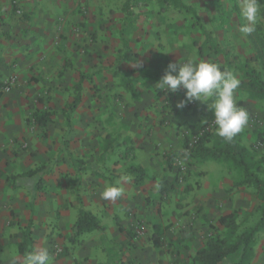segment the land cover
I'll use <instances>...</instances> for the list:
<instances>
[{
	"label": "crops",
	"instance_id": "crops-1",
	"mask_svg": "<svg viewBox=\"0 0 264 264\" xmlns=\"http://www.w3.org/2000/svg\"><path fill=\"white\" fill-rule=\"evenodd\" d=\"M7 1L0 0V82L10 74L15 75L16 82L9 92H0V223L3 222L2 217L7 215L2 211L3 204L10 207L8 215L12 223L9 227L0 226L1 257L7 260L6 255L10 250L9 261L5 262L12 264L14 258L17 260L22 256L17 250L18 242L25 229L30 228L34 248L47 247L52 260L50 243L45 239H55V232L51 237L52 229L45 224L50 221L57 222L59 232L68 236L78 210L82 207L94 213L104 229L84 233L80 236V243H65L64 247L68 249L66 254L56 256L58 260L51 264L183 263L184 260L175 250L178 246L175 235L168 234L175 243L174 248L164 249L161 243L159 246L154 244L152 236H159L158 233L168 222H163L158 214L149 212L146 203L150 195L146 192L155 190L162 196L161 199L169 193L164 186L169 182L166 175L171 167L166 163L163 154L164 151L175 152L182 149V139L176 128L185 121L183 116H186L188 110L172 106L173 110L164 114L169 124H162L160 119L163 114L158 115L157 112L169 111L170 108L150 106L151 102L142 97L144 89L136 87L130 92L131 84H125V69L132 70L136 63L133 59L138 58H135V50H130L126 45L116 48L119 53L126 54V60L119 58V65L111 71V75L106 74V70L105 74H101L98 71V57L93 55V50L88 59L78 51L80 42L75 38L70 37L60 44L51 40L52 21L48 18L53 13L50 10L44 11L47 18L40 22L38 31L34 29L32 35L23 37L14 22L12 9ZM138 26L140 35L128 37L140 38L153 49V42L148 40V27ZM8 29L12 32L6 33ZM66 29L65 25V32ZM13 32L25 39L22 47L19 45V36L13 40L17 36ZM122 41L123 44L127 42L125 37ZM134 47L133 45V49ZM60 59L66 64L72 62L73 65H69L59 75L55 72L53 74L50 67ZM86 59L90 66L83 65ZM141 60L138 61L144 64ZM133 75L137 76L136 73ZM118 79L122 86H118L116 91L115 80ZM78 83L80 89H77ZM147 84L152 87L146 92L151 94L152 100L154 84L149 78ZM47 91L49 94L58 91L65 94V98L55 94L59 103L64 100L63 106H60L63 117L53 121L50 116L46 124L34 123L35 127L31 130L29 115L45 102L42 97H45ZM77 94L79 100L71 107ZM115 94L118 96L115 97ZM103 95L106 96L105 99L102 98ZM118 97L123 100L122 103L117 101ZM54 103L50 102V111L55 109ZM193 123L186 121L185 125L190 126ZM55 134L59 135L62 144L72 145V149L61 150L59 153L54 148L49 150ZM20 142L31 146L30 152H17L15 149ZM113 144L125 147L124 151L116 154L111 148ZM56 154L59 156L56 157ZM52 157L59 159L58 165L50 164V161L54 162ZM133 166L143 169L141 172L144 178L138 183L134 177H126L127 174L135 173ZM34 170L37 174L32 173ZM51 172L59 177L48 175ZM63 176L65 177L62 179ZM38 177L41 188L37 190L35 183ZM46 182L53 185V191H44L48 187ZM108 185L120 187L121 197L115 201L103 199L101 194ZM128 212L134 213L140 219L145 218L143 235L136 237L133 233L132 221L126 218ZM190 238L192 236L186 239ZM86 241L88 244H98V249L88 248L87 256L81 254L80 249L73 253L76 246H83ZM193 241L195 246L185 254L192 256L187 258L190 260L189 264H193L196 252L203 247L197 240ZM109 253L115 254L113 260Z\"/></svg>",
	"mask_w": 264,
	"mask_h": 264
},
{
	"label": "rangeland",
	"instance_id": "rangeland-1",
	"mask_svg": "<svg viewBox=\"0 0 264 264\" xmlns=\"http://www.w3.org/2000/svg\"><path fill=\"white\" fill-rule=\"evenodd\" d=\"M123 1L8 0L7 4L12 9V17L20 29V35L22 34L23 37L32 35L34 29L38 31L41 26L40 22L47 18V15L44 16V11L50 10L53 13V16L48 18L52 21L50 23L51 40L56 44H60L67 41L70 37L75 38L77 42H80L78 51L84 58L88 59L93 50V55L98 57V64L100 65L98 71L101 74H105L104 70H106V74L111 75L116 66L119 65L117 60L119 58H122L123 61L126 60L124 58L126 54L119 53L116 48L120 49L123 45H126L130 50H135V58H138L133 60L136 62L142 59L141 61L144 64L142 63V66L140 63L141 66L139 67L133 65L134 67L130 71L125 69L123 77L125 78V82L131 84L132 89H129L130 92H133V89L136 87L144 89L142 97L147 102H151L150 106H168L170 108L169 111L162 110L161 112H157L158 115L163 114L160 121L164 125L169 124L164 114L173 110L171 107L176 106L184 98L185 93L183 87L179 88L176 92H166L155 86L165 73L169 62H183L193 59L197 62L211 60L218 64H226L222 55L213 51L206 41L205 33L209 34L212 40L219 45V48H224L228 51L229 60L234 64L233 67L229 66L228 69L237 75L241 81L240 87L236 90L237 106L246 108L250 115L247 127L234 139H237L239 145L244 147V157L251 169L264 180V93L250 87L240 71L246 64L251 68L259 70L261 78L264 79V9L262 7V5L264 6V2L260 5L261 18L256 26V30L251 34L245 35L239 31V27L245 23L240 15L239 0H183L186 4L196 9L200 25L203 28L194 23L191 14L179 11L161 0L138 2L131 9L132 17L125 18L122 10ZM120 24H122V27ZM138 24L148 27V40L153 42V49L145 45L144 40L141 41L140 38L128 37V35H140L137 29L139 28ZM65 25L67 32H65ZM10 32L12 31L9 29L6 31V33ZM18 33L17 36L13 37V40L19 36ZM23 37L19 36V45L21 47L25 44L23 43L25 40L22 39ZM124 37L127 40L125 44L122 43V38ZM133 45L135 46L134 49ZM128 57H130L129 53ZM124 63L125 65L127 64V62H122V64ZM67 64L62 62L61 59L60 61L56 60L51 65L50 71L53 70V74L59 75L66 71L69 65L71 67L73 65L72 62ZM84 64L90 66V62L87 59L83 61ZM113 66L115 68H112ZM87 71H90V69ZM135 73L137 76L133 75ZM12 77L15 78L12 83L13 86L16 82V77L10 74L4 81L0 82V89ZM146 77L154 84V98L152 100L150 99L151 94L146 93L148 89H152L147 84L148 78ZM115 83L114 89L117 91L118 86H122V84L119 79L115 80ZM55 94H59L65 98V94L59 93V91L56 93L51 92L50 94L47 91L45 97H42L45 101L43 102L44 104L41 103L39 105L40 108L36 109L39 112L50 113L53 121L60 116L63 117L60 106H63L64 100L59 103L58 96ZM116 96L118 95L115 94ZM105 97V95L102 96L103 99ZM117 99L118 102H123L120 97ZM212 99L210 98L206 102H188L183 107L188 112H186L185 117L183 116L185 121L180 123L176 129L182 142L186 139V145L190 150L195 147L196 139L191 134L189 126L185 125L186 121H193V124L208 125L211 139L207 142V146L222 147L224 144L222 137L216 134L214 116L211 119L204 114V109L211 107ZM51 101L55 102L53 106L56 107L50 111V107L48 106L52 105L50 104ZM34 110L31 111L28 118L31 130L35 127ZM53 128L54 130L56 129V124H54ZM259 133L263 136L262 140L257 138ZM58 137V134L52 137L54 140H51L49 150L54 148L56 149V153H59L61 150L72 149V145L62 144V141H59ZM30 147L25 142H20L15 150L17 152L28 153L30 152ZM111 148H113L116 154L123 152L125 149V147L121 148L120 145L115 144ZM33 155H35V152ZM163 155L166 163L170 159L169 167L171 169L167 173L168 175H166L169 182L164 186L169 190V193L161 199L162 196L158 192L148 190L146 194H149L150 197H148L149 199L146 204L150 213L154 212L160 218H163V222H168L162 227L158 233V237L164 249L167 247L174 248L175 243L178 245L175 250L179 257L184 260L181 264H189L190 260L187 258L190 259L192 256L185 254L191 250V247L195 246L193 240H197L203 246L208 236L218 234L220 237H225L231 242L236 235L255 224L260 216L261 201L252 186L236 185V182L241 178V172L232 161L214 158L200 161L192 155V152L190 153L189 150L183 148V145L181 150L175 152L171 150L164 151ZM55 156L58 157L59 154ZM52 159H54V162L52 161L51 163L50 161V164H55L54 166L58 165L59 159L55 157H52ZM258 167L260 168L258 169ZM52 172L48 175L54 177L55 174ZM135 175V173L133 175L127 174L126 177L135 178ZM57 177L59 176L56 175L55 178ZM64 177L61 178L63 179ZM46 186L48 187L44 191H53L54 187L50 182ZM169 186L171 187L169 188ZM9 210V205H2V211L7 213V215L2 217L3 222L0 223L1 227H9L12 224L11 217L8 215ZM232 211H235L237 215V228L234 232L228 231L218 224V218L222 214ZM126 218L132 221L131 226H133L135 236L139 237V234L143 235V222L145 218L140 219L132 212H128ZM45 225L51 227V237H53L52 233L55 232V239H45L50 243L49 248L53 254L51 263H54L58 260L56 257L57 253L63 250L64 245L72 244L69 243L67 238L65 239L67 236L59 232L57 222L50 221V223H46ZM210 226H214L215 229H211ZM169 233L172 234L171 236H176L175 243L172 237L168 236ZM189 236H192V238L190 240L186 239ZM88 243L86 241L83 246H76L73 253L75 250L80 249L81 254L87 256L88 248L98 249V244H94L96 245L94 246L93 243ZM8 251L9 253L6 257L9 258L11 251ZM181 251L184 253L181 254ZM13 252H15V249H13ZM109 255L111 260H113L115 254L109 253ZM19 257L16 262L17 264H22L24 256ZM8 258L4 260L0 255V264H6L5 261L8 262ZM250 259V263L248 264H264V231L256 235V239L252 243ZM169 264H175V262Z\"/></svg>",
	"mask_w": 264,
	"mask_h": 264
},
{
	"label": "trees",
	"instance_id": "trees-1",
	"mask_svg": "<svg viewBox=\"0 0 264 264\" xmlns=\"http://www.w3.org/2000/svg\"><path fill=\"white\" fill-rule=\"evenodd\" d=\"M144 0H124L122 4V10L124 12L125 18L131 16L132 12L131 9L134 5L138 2ZM162 2L171 5L172 7L178 9L179 11H185L192 15L194 23L199 25L200 28H203L200 25V19L196 12V9L186 4L183 0H161ZM263 9L264 6L262 5ZM204 31V30H203ZM206 41L209 43L211 49L216 53H220L225 60L226 64H220L222 69H228L229 66H234V64L229 60L228 51L224 48H219L209 34L205 33ZM242 75L245 77L248 85L250 87L255 88V90L264 93V79L261 78V72L254 68L247 66L246 64L240 70ZM128 86L130 85L129 82H125ZM80 89V83L77 85V89ZM79 91V90H77ZM79 100V94H77L76 98L74 99L71 107L75 105V103ZM204 114L207 115L209 118H213V111L211 107H206L204 109ZM50 120V113L43 112V111H35L34 112V122L39 125L46 124L47 121ZM207 125H200L191 124L189 126L191 134L195 136L196 143L195 147L190 151L192 155L197 157L198 160L202 161L207 158H214V159H224L230 160L237 166V168L241 172V178L236 182V185H244V186H252L255 190V193L259 200L261 201L260 205V216L255 222L254 225L248 227L240 234L236 235L235 238L229 242V240L225 237H220L218 234L210 235L206 238L204 245L201 249L196 252V255L193 259V264H248L250 263V254L252 253V243L256 239V235L264 231V180L254 172L250 165L247 163L244 157V147L239 145L237 139H233L232 141H227L222 138L224 144L222 147H209L207 146V142L211 139V134L209 130L205 128ZM202 129H206L202 131ZM201 134L199 135V133ZM185 138V137H184ZM257 138L262 140V134H258ZM187 141L186 139L183 140L182 145L183 148H186ZM168 159V158H167ZM169 160L167 164L169 166ZM260 167H258L259 169ZM135 169V182L138 183L141 178H144L143 173L141 172L143 169L140 166H133ZM33 174L36 173L34 170ZM37 174V173H36ZM40 175V174H38ZM40 181V177L37 178L36 181V189H40V185L38 184ZM163 191V190H162ZM236 212L232 211L229 213L222 214L218 218V224L228 231L234 232L237 228V221H236ZM118 227L120 225L117 223ZM211 229H215L214 226H210ZM104 227L101 225L100 220L98 217L86 210L82 207L78 210L77 218L74 221L71 231L67 236V240L69 243H80L82 240L80 236L86 232H90L93 230H103ZM32 232L30 228H26L23 232L22 239L18 242L17 250L18 253L25 256L29 251L33 250V238L31 236ZM152 240L156 246H159L160 240L157 235L152 236ZM67 247H63V250L60 253H57V256H62L66 254ZM72 264H78L77 262H73Z\"/></svg>",
	"mask_w": 264,
	"mask_h": 264
},
{
	"label": "clouds",
	"instance_id": "clouds-1",
	"mask_svg": "<svg viewBox=\"0 0 264 264\" xmlns=\"http://www.w3.org/2000/svg\"><path fill=\"white\" fill-rule=\"evenodd\" d=\"M264 0H239L240 15L245 23L239 27L242 34L248 35L256 30L261 18L260 5ZM139 67L140 62L136 61ZM241 81L237 75L211 60L169 62L160 80L155 84L158 89L176 92L185 89L184 98L176 107L183 108L193 101L206 102L212 99L211 108L216 126V134L232 141L248 125L250 115L246 108L237 106L236 90ZM102 198L115 201L122 195V189L108 185L102 192ZM12 264H17L15 258ZM22 264H51V255L47 247L36 246L23 258Z\"/></svg>",
	"mask_w": 264,
	"mask_h": 264
},
{
	"label": "built area",
	"instance_id": "built-area-1",
	"mask_svg": "<svg viewBox=\"0 0 264 264\" xmlns=\"http://www.w3.org/2000/svg\"><path fill=\"white\" fill-rule=\"evenodd\" d=\"M14 79L15 78L12 77L8 82L5 83V85L3 87H1L0 90L3 91V92L9 91L11 86H12V83H13ZM205 128L208 130V125L205 126ZM206 129H202V131H204ZM202 131H200L199 135L201 134ZM193 137H194V139H197L195 136H193ZM188 149H190V148L187 146L186 150H188Z\"/></svg>",
	"mask_w": 264,
	"mask_h": 264
}]
</instances>
